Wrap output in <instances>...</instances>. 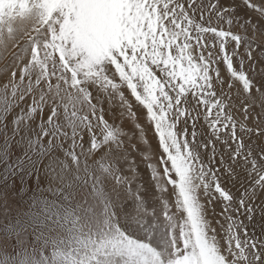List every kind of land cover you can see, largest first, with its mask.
Instances as JSON below:
<instances>
[{"label":"snow or ice","instance_id":"snow-or-ice-1","mask_svg":"<svg viewBox=\"0 0 264 264\" xmlns=\"http://www.w3.org/2000/svg\"><path fill=\"white\" fill-rule=\"evenodd\" d=\"M19 2L24 46L0 29V256L12 240L29 264H264V0ZM113 106L158 200L132 195Z\"/></svg>","mask_w":264,"mask_h":264},{"label":"rangeland","instance_id":"rangeland-1","mask_svg":"<svg viewBox=\"0 0 264 264\" xmlns=\"http://www.w3.org/2000/svg\"><path fill=\"white\" fill-rule=\"evenodd\" d=\"M28 4L20 3L19 0H0V29L3 30L5 39L7 38L8 30L14 28L16 35V43L21 47L27 41L26 32L30 30L31 22L23 19L25 9L28 8ZM9 26V27H8ZM19 49H16L18 51ZM11 59V57H9ZM118 104V101H117ZM107 108L108 106L105 105ZM17 113L21 112L22 109H15ZM107 118L110 121L122 127L126 136L123 140V148L121 164L123 165V175L131 176L129 172V163L135 161L136 175L132 182V195H135L139 191L141 196H144L149 191L153 194V199L158 200V194H156L155 186L153 185L151 174L144 160V154L150 149L146 146L147 142H141L138 134L135 131L133 122L123 117L122 112L118 106H113L109 112L106 113ZM143 123V120L141 121ZM151 139V132L148 133ZM152 147H155L153 142ZM133 200L131 196L127 194L122 195L121 202L118 206L120 218L123 221L127 215V211H131ZM249 231H258V223L248 225ZM127 233L132 239L140 240L144 243L148 242L145 233L136 231L134 229H127ZM12 239H15L13 237ZM161 247L165 249V257L170 259V254L166 251L168 245L167 241H163ZM39 251V249H36ZM51 253V250H50ZM22 255V256H21ZM22 257V258H21ZM34 260V251L31 247L25 249H18L12 240L8 241L7 256H0V264H7V261H13L14 264H29L30 261Z\"/></svg>","mask_w":264,"mask_h":264},{"label":"bare ground","instance_id":"bare-ground-1","mask_svg":"<svg viewBox=\"0 0 264 264\" xmlns=\"http://www.w3.org/2000/svg\"><path fill=\"white\" fill-rule=\"evenodd\" d=\"M9 27V26H8ZM11 29H14V28H11ZM22 256V255H21ZM22 258V257H21Z\"/></svg>","mask_w":264,"mask_h":264}]
</instances>
